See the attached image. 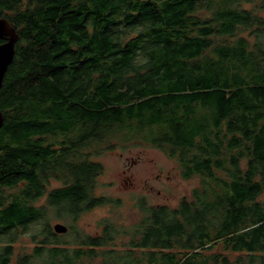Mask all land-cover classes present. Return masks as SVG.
<instances>
[{
  "label": "trees",
  "instance_id": "1",
  "mask_svg": "<svg viewBox=\"0 0 264 264\" xmlns=\"http://www.w3.org/2000/svg\"><path fill=\"white\" fill-rule=\"evenodd\" d=\"M242 1L0 0L20 35L0 90V264L13 231L42 224L43 196L74 218L110 201L93 194L91 155L115 137L161 148L183 179L198 178L191 197L176 208L140 198L121 251L105 249L113 226L71 249L46 223L34 257L264 264V0ZM53 177L64 183L48 190Z\"/></svg>",
  "mask_w": 264,
  "mask_h": 264
},
{
  "label": "rangeland",
  "instance_id": "2",
  "mask_svg": "<svg viewBox=\"0 0 264 264\" xmlns=\"http://www.w3.org/2000/svg\"><path fill=\"white\" fill-rule=\"evenodd\" d=\"M208 2L204 1L203 6ZM259 3L243 0L242 5L251 9ZM202 11V9H201ZM207 16L208 12H200ZM264 16V9L262 12ZM91 158L100 165L99 174L93 194L108 196L110 200L104 205L83 211L75 218L62 207L48 203V197L43 196L33 204L44 208V220L30 225L28 228H19L13 231L10 237H15L16 242L9 264H22V257H29L35 264H45L42 257H34V248L38 246L40 237H35L43 230L47 223L53 229L56 223H62L68 227L67 232L55 234L60 241L68 242L71 249L79 247V244L88 235L100 233L104 226L115 227L117 235L113 243L105 249L115 248L118 251L126 248L129 240L127 232L132 231L134 224L138 223L141 216L139 199L145 198L149 204L168 205L176 208L182 197H191V190L198 185V178L185 180L181 177L178 165L165 154L161 148L148 143L133 140L121 141L119 137L111 138L104 143H99L92 151ZM53 177L48 190L60 188L64 182ZM21 186L4 190L7 198L15 195ZM264 199V194L262 196ZM8 202V201H7ZM64 237H60V235ZM7 237L5 238V241ZM4 239L0 241L2 251ZM234 260L238 253H229ZM95 262H99L96 260Z\"/></svg>",
  "mask_w": 264,
  "mask_h": 264
},
{
  "label": "water",
  "instance_id": "3",
  "mask_svg": "<svg viewBox=\"0 0 264 264\" xmlns=\"http://www.w3.org/2000/svg\"><path fill=\"white\" fill-rule=\"evenodd\" d=\"M20 39L17 28L6 17H0V90L9 66L13 63L16 55V45ZM5 116L0 108V129L4 124ZM54 230L65 233L68 227L62 223H56Z\"/></svg>",
  "mask_w": 264,
  "mask_h": 264
}]
</instances>
